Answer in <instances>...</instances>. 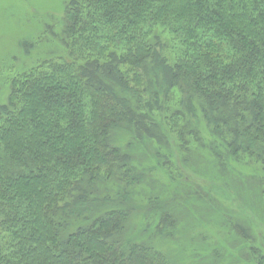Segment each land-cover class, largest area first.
I'll return each mask as SVG.
<instances>
[{
  "label": "trees",
  "instance_id": "trees-1",
  "mask_svg": "<svg viewBox=\"0 0 264 264\" xmlns=\"http://www.w3.org/2000/svg\"><path fill=\"white\" fill-rule=\"evenodd\" d=\"M64 22L0 105V264H174L169 202L137 233L134 153L264 177V0H68Z\"/></svg>",
  "mask_w": 264,
  "mask_h": 264
},
{
  "label": "rangeland",
  "instance_id": "rangeland-1",
  "mask_svg": "<svg viewBox=\"0 0 264 264\" xmlns=\"http://www.w3.org/2000/svg\"><path fill=\"white\" fill-rule=\"evenodd\" d=\"M67 1L0 0V105L8 100L14 76L63 52L55 35L65 23ZM175 152V177L157 167L153 154L134 153L148 167L143 182L132 185L144 205L135 216L137 233L145 227L146 199L157 196L174 208L177 226L164 248L174 264H264V177L257 162L227 168L223 177L207 151ZM167 238L157 236V243Z\"/></svg>",
  "mask_w": 264,
  "mask_h": 264
}]
</instances>
